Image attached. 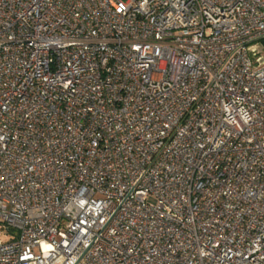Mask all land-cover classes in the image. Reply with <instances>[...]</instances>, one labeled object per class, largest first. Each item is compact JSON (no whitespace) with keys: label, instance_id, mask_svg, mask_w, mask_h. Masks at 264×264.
<instances>
[{"label":"built area","instance_id":"built-area-1","mask_svg":"<svg viewBox=\"0 0 264 264\" xmlns=\"http://www.w3.org/2000/svg\"><path fill=\"white\" fill-rule=\"evenodd\" d=\"M264 0H0V264H264Z\"/></svg>","mask_w":264,"mask_h":264},{"label":"rangeland","instance_id":"rangeland-1","mask_svg":"<svg viewBox=\"0 0 264 264\" xmlns=\"http://www.w3.org/2000/svg\"><path fill=\"white\" fill-rule=\"evenodd\" d=\"M8 237L9 235L5 234V235H0V242L5 243L8 241Z\"/></svg>","mask_w":264,"mask_h":264},{"label":"trees","instance_id":"trees-1","mask_svg":"<svg viewBox=\"0 0 264 264\" xmlns=\"http://www.w3.org/2000/svg\"><path fill=\"white\" fill-rule=\"evenodd\" d=\"M262 45H264V41H261Z\"/></svg>","mask_w":264,"mask_h":264}]
</instances>
